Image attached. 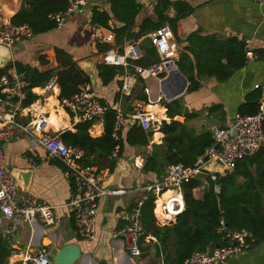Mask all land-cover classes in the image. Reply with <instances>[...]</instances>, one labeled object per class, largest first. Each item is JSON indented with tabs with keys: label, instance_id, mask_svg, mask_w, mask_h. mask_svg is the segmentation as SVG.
<instances>
[{
	"label": "crops",
	"instance_id": "0c3cea01",
	"mask_svg": "<svg viewBox=\"0 0 264 264\" xmlns=\"http://www.w3.org/2000/svg\"><path fill=\"white\" fill-rule=\"evenodd\" d=\"M112 1L86 0L87 5L83 14L73 15L61 28L34 35L14 49H10L8 51L10 60L6 65L18 61L42 72L55 69L58 67L56 49L64 50L74 62L79 66L83 65L94 76L96 84L94 86L91 83V85L101 103L115 107L121 96V74L112 84L103 86L97 77V66L102 64L103 55L98 45H109L122 51L128 42L133 41L145 47L147 40H151L149 37L151 33L136 40H129L121 47L117 45L116 38L113 43H106L105 39L110 34H114L112 29L122 28L124 23L113 19L111 29L95 27L92 25V15L94 9L112 14ZM22 2L23 0H0V23L3 20L11 22L13 16L21 9ZM166 2L172 4L165 13L169 19H174L177 15L173 6L175 3L183 2L192 9L190 15L178 22L177 33L175 35L173 33L175 41L183 50L188 46L190 38L197 36L220 41L238 39L245 42L248 50L254 55L250 56L246 67L237 71L227 82L219 83L214 78H204L200 81L202 85L200 90L193 93L186 91L181 96L190 113L194 112L199 116L190 121L189 125L197 130L205 128L213 130L227 125L239 114L247 97L256 90L261 92L260 101L264 103V60L256 55V51L264 50V3L260 4L252 0H140L139 4L136 2L140 10L136 16L133 31L138 34L147 20L156 21L157 7ZM185 53H187L186 50ZM190 56L193 58L192 55ZM42 57L49 62L48 65L40 64ZM10 75L12 78L19 77L14 70L10 71ZM145 96L147 102L141 100ZM59 97L60 89L55 95L40 97V100L36 102L38 110L41 109L50 114V124L47 128L50 135L58 137L64 131L75 132L78 125L74 115L59 106ZM164 101L167 100L161 91V82L158 78L137 77L132 95L124 98L122 108L126 114H129L135 107L141 105L146 110L157 112L164 122L170 123L171 119L168 118L167 109L163 105ZM214 106H221L222 109L211 112L210 109ZM175 120L185 122V118L181 116L176 117ZM29 121L30 118L23 115L19 118V122L24 125ZM128 129L123 132V136ZM159 130L154 132L147 149L126 146L124 157L119 160L118 167L126 169L121 185L128 193L118 197L105 196L100 200L96 217L97 236L94 241L82 240L77 233L73 215L67 207L74 196L75 185L66 176L63 164L57 159H50L41 146H34L30 139H25L17 132L7 146L6 173L9 177L17 179L19 172L32 171L26 193L20 185L21 195L25 199L37 200L53 207L56 224L48 226L41 219H37L33 226L23 223L15 238L11 240L3 238L10 250L29 247L31 252H35L40 247H48L53 256L59 248L76 244L82 250V257L77 264L98 262L173 264L174 254L167 261L159 241L154 237H149L150 243L141 241L142 255L140 257L131 255L126 241L113 237V232L125 224L127 217L143 200L145 196L143 188L163 179V177L158 178L156 174L139 173L133 165L134 158L144 157L145 152L152 151L154 144L163 143L164 135ZM90 134L94 138L103 136L104 125L92 126ZM110 177L111 174L105 181L108 182ZM204 190L205 185L195 191V197L201 199ZM200 192L201 195L198 194ZM227 264H264V246L249 248L243 255L231 258Z\"/></svg>",
	"mask_w": 264,
	"mask_h": 264
},
{
	"label": "trees",
	"instance_id": "16d2710c",
	"mask_svg": "<svg viewBox=\"0 0 264 264\" xmlns=\"http://www.w3.org/2000/svg\"><path fill=\"white\" fill-rule=\"evenodd\" d=\"M69 5V0H23L21 9L13 16L11 22L16 26L29 25L36 36L45 34L58 28L52 17L65 12ZM173 6L177 12L174 19L165 16L172 4L163 3L156 9L157 20H147L136 34L133 29L140 10L136 0H113L112 14L93 10L92 25L111 29L113 19L124 23V27L112 29L120 47L127 41L153 33L166 24L175 35L178 22L190 15L192 9L183 2ZM98 46L102 53L112 49L109 45ZM142 50L144 58L138 62L140 66L148 67L160 61L151 40H147V46L142 47ZM250 53L253 55L247 44L238 39L220 41L214 38L191 37L177 62L179 71L189 82L187 93L200 90V81L204 78H214L219 83L227 82L237 71L246 67L250 61ZM256 55L264 60V50L256 51ZM56 61L57 68L43 72L18 61L9 63L0 69V81L4 76L12 80L10 71L16 72L26 85L23 89V107H29L39 101L40 96L32 90L44 87L54 77L58 78L60 98H70L78 91L79 86L92 83L90 76L64 50L56 49ZM40 64L46 66L49 62L42 57ZM122 73V67L104 64L97 66V77L103 86L112 84ZM2 90L0 87V98L5 99L6 95ZM260 99V91L251 93L240 108L239 114H257L261 105ZM141 100L147 102V97H142ZM13 101L16 102L17 99ZM163 105L171 122H164L159 130L164 135L163 143L154 144L152 151L145 152L142 170L143 174H156L158 178L164 177L167 169L174 165L193 167L200 159H206L207 152L215 145L211 129L197 130L189 125L190 121L199 116L194 112L190 113L182 97L171 102L164 101ZM215 109L221 110L222 107L214 106L210 111L214 112ZM178 116L184 117L185 122L176 121ZM115 121L116 111L110 109L103 123V136L92 137L90 129L93 123L89 122L78 124L75 132H62L59 138L66 146L84 153L81 161L84 167L113 174L119 160L124 157L126 146L147 149L154 136L153 131L145 132L135 124L128 129L125 136L120 132L119 139L116 140ZM204 185L203 197L197 199L194 193ZM183 195L185 210L171 225H158L154 215V195L145 193L144 197L147 196V199L141 207V224L145 236L154 237L159 241L166 260L174 254L172 263L183 264L196 251L207 252L222 246V237L217 232L221 222L228 230L249 232L252 235V239L248 241L250 249L264 246V146L252 157L239 162L233 173L219 177L215 182L208 176H202L185 183ZM9 253L10 248L0 234V264H7Z\"/></svg>",
	"mask_w": 264,
	"mask_h": 264
},
{
	"label": "built area",
	"instance_id": "2783aa9c",
	"mask_svg": "<svg viewBox=\"0 0 264 264\" xmlns=\"http://www.w3.org/2000/svg\"><path fill=\"white\" fill-rule=\"evenodd\" d=\"M252 1L264 3V0ZM69 4L65 12L52 17L58 28H61L73 15L83 14L87 2L69 0ZM33 36V30L29 25L16 26L6 20L0 23V46L14 49ZM149 37L160 58L158 63L151 66L144 67L138 64L144 58V51L138 42H128L122 51L112 48L102 55V64L123 68L121 96L115 107L102 104L91 84L79 86L78 91L70 98L59 97V106L74 115L78 124L92 122L93 126L103 125L107 112L110 109L115 110L116 140L119 139L120 132L135 124L145 132L159 130L164 119L157 112L138 105L132 112L126 114L122 108L124 98L132 95L137 77L158 78L162 83L170 73L178 69L177 62L183 48L175 41L170 26H162ZM114 39L115 35L110 34L105 42L113 43ZM25 86L17 76H13L12 80L4 76L0 81L2 93L6 95L5 99L0 98V142H2L0 144V212L2 213L0 234L3 238L11 240L15 238L23 223L33 226L37 219H41L48 226L56 224L54 208L37 200L25 199L21 195L20 184L6 173L7 146L18 132L25 139H30L34 146H41L50 159H57L63 164L66 176L75 185L74 196L67 207L73 215L77 233L82 240L94 241L97 236L96 217L100 200L105 196H123L128 191L105 190L103 183L109 172H99L96 168L84 167L81 163L84 157L82 151L68 147L58 136L50 135L47 129L50 124V114L38 110L36 103L29 107L22 106ZM59 89L58 78L54 77L44 87L35 88L32 92L40 97L53 96ZM14 99L17 101H13ZM22 115L30 118L28 124L19 122ZM212 132L215 145L207 152L206 159H200L193 167L186 168L181 164L169 167L162 180L143 188L145 193L155 196L154 215L158 225L163 227L175 223L177 216L185 210L183 195L185 183L202 176H208L215 182L219 177L233 173L239 162L260 151L264 146V103L261 102L257 114H238L227 125L214 128ZM215 159L224 165V169L207 172L205 168ZM144 163L143 157L134 158L133 165L139 173L142 172ZM216 189L218 190V187ZM168 193L170 195L166 196ZM146 199L147 196L133 209L125 224L113 232L114 238L126 241L127 249L133 257L142 255V240L150 243L141 224V207ZM217 232L222 237V246L209 252L196 251L183 264H227L231 258L243 255L250 248L248 241L252 239V235L246 230H228L221 222ZM51 257L48 247H40L35 252H31L29 247L12 248L8 261L9 264H52Z\"/></svg>",
	"mask_w": 264,
	"mask_h": 264
},
{
	"label": "water",
	"instance_id": "95a60500",
	"mask_svg": "<svg viewBox=\"0 0 264 264\" xmlns=\"http://www.w3.org/2000/svg\"><path fill=\"white\" fill-rule=\"evenodd\" d=\"M139 4L140 0H136ZM10 49L4 46H0V69L5 67V65L10 60L9 51ZM7 66V65H6ZM87 75L90 76L92 80V84L95 86L96 81L93 79V75L90 74L83 67V65L79 66ZM189 82L187 78L176 69L161 83V91L165 96L168 102H171L179 97H181L188 89ZM2 144V142H0ZM119 163V162H118ZM120 165V164H119ZM224 169V165L218 160L215 159L208 167L205 168L207 172H218ZM126 172V169L123 167H118L115 169L114 173L111 174L109 181H105L103 183V188L105 190H123L125 189L122 185V176ZM32 175V171H21L19 172L18 178L16 181L20 184L23 182L22 189L26 193L27 187L30 182V177ZM21 181H20V180ZM2 217V213L0 212V219ZM209 252V251H208ZM82 257V250L81 247L76 244H70L63 246L56 250L55 254L51 257L53 264H77ZM92 264H106L105 262H98Z\"/></svg>",
	"mask_w": 264,
	"mask_h": 264
},
{
	"label": "rangeland",
	"instance_id": "374dc122",
	"mask_svg": "<svg viewBox=\"0 0 264 264\" xmlns=\"http://www.w3.org/2000/svg\"><path fill=\"white\" fill-rule=\"evenodd\" d=\"M203 192V191H202ZM199 195H201V192L200 193H198ZM51 262H52V258H51ZM52 264H53V262H52Z\"/></svg>",
	"mask_w": 264,
	"mask_h": 264
},
{
	"label": "bare ground",
	"instance_id": "6f19581e",
	"mask_svg": "<svg viewBox=\"0 0 264 264\" xmlns=\"http://www.w3.org/2000/svg\"><path fill=\"white\" fill-rule=\"evenodd\" d=\"M170 195V193H168L166 196Z\"/></svg>",
	"mask_w": 264,
	"mask_h": 264
}]
</instances>
